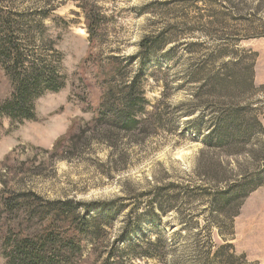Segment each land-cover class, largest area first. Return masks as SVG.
<instances>
[{
	"label": "rangeland",
	"instance_id": "obj_1",
	"mask_svg": "<svg viewBox=\"0 0 264 264\" xmlns=\"http://www.w3.org/2000/svg\"><path fill=\"white\" fill-rule=\"evenodd\" d=\"M4 1L21 12L26 7L40 9L42 42L33 52L39 62L54 68L59 77L57 82L63 86L57 92L45 91L33 101L34 120L11 119L5 107L13 100L15 88L0 64V205L11 194L34 193L49 202L72 200L103 205L117 201V205L127 206L129 210L139 208L141 214L148 199L145 193L156 186L155 181L199 190L213 185L218 175H224L226 183L244 176L254 181L257 175L264 179V0H230L232 5L226 6L224 0H101L99 4L106 21L102 26L105 36L96 52L104 61L113 56L135 58L142 39L163 30L179 34L185 45L203 40L210 49L233 37H258L243 41L236 49L238 57L248 63L253 61V55L257 57L255 90L241 102L250 105L242 113L241 121L251 134L243 142L241 152L231 155L212 150L205 146L203 137L183 135L174 127L140 140L112 132L111 142L105 133L99 135L88 129L93 109L100 101L101 88L87 72L91 89L82 104L79 95L84 92V84L80 74L84 73L80 70L89 50L82 12L73 0ZM216 19L224 20L223 30L214 27L209 39L201 36L202 32L190 30L202 29L201 22ZM176 22L177 27L168 29ZM190 60V55L184 53L171 66L167 79L170 88L166 105L182 109V114L193 109L194 94L199 87L185 79ZM170 64L162 54L147 62L148 80L144 86L148 103L155 105L162 99L166 85L163 74ZM133 65L132 71L137 72L141 62L136 60ZM159 66L161 73L157 72ZM153 73L160 81L151 80L149 75ZM242 80L241 76L239 81ZM194 113V116H182L181 126L189 129L201 125L209 129L218 121L216 110L211 107L199 106ZM256 119L262 123V131L255 128ZM74 122L80 125L76 133L79 136H75L78 148L67 153L68 143L61 153L53 155L55 142L67 134ZM168 195L172 197L173 191ZM121 198L125 199L118 201ZM202 199L196 196L193 203H188L184 198L173 204L159 223L145 219L142 233L155 236V229L165 231L168 264H174L176 259L190 264L197 241L211 240L215 253L225 244L223 234L234 246L233 264H264V183L250 193L239 214L230 220L218 217L215 208ZM124 215L120 214L118 219ZM121 221L111 233V240L120 234ZM0 264H6L1 250Z\"/></svg>",
	"mask_w": 264,
	"mask_h": 264
},
{
	"label": "trees",
	"instance_id": "obj_2",
	"mask_svg": "<svg viewBox=\"0 0 264 264\" xmlns=\"http://www.w3.org/2000/svg\"><path fill=\"white\" fill-rule=\"evenodd\" d=\"M73 1L82 12L89 36L88 54L80 70L84 77L79 73L84 84V92L79 95L82 104L86 102V92L91 89L87 72L101 88L100 101L93 109L94 116L87 125L88 129L99 135L105 133L108 142H111L112 132L128 139L140 140L168 132V128L174 127L183 135L190 133L203 137L205 146L212 150L230 155L241 152L243 142L251 134L241 121L242 113L250 105H242L241 102L255 90L257 56L253 55V61L248 63L238 57L236 49L243 41L258 37H233L212 45L210 49L203 40L185 45L178 38L179 34L163 30L143 38L135 58L113 56L104 61L96 52L105 36L102 26L106 15L99 5L101 0ZM224 1L225 6L232 5L230 0ZM222 8L225 9L223 5ZM40 16V9L26 7L21 12L0 0V64L15 88L13 100L8 102L5 109L6 114L14 120H34L33 101L45 91L57 92L63 86L57 82L59 77L54 68L39 62L33 52V48L39 47L42 42L39 35L42 33ZM177 24L169 25L168 29L177 27ZM201 24L202 29L192 27L190 30H197L198 34L202 32L201 36L209 39V32L214 27L223 30L224 20L216 19ZM184 53L191 57L185 79L199 87L194 94L193 109L182 114V109H171L166 105V100L170 88L167 82L169 71L184 57ZM161 54L172 64L163 74L166 80L164 95L152 105L146 99V66L153 56ZM136 60L141 62V67L134 72L132 68ZM157 72H162L161 66ZM241 76L243 80L240 82ZM149 77L160 81L155 73ZM127 78H131L130 81ZM165 105L167 108L163 109ZM147 106L151 109H147ZM199 106L215 109L218 121L209 129L201 125L189 129L181 126L184 125L182 116L196 115L194 112ZM253 123L257 130H263L258 119ZM79 128V123L74 122L67 134L55 142L52 154L61 153L68 143L70 148L67 153H73L78 148L75 136H79L76 134ZM205 132L208 135L205 136ZM258 177H254L257 181L244 176L235 182L226 183L227 178L218 175L213 185L199 190L155 181L156 186L145 193L148 199L141 214L139 208L129 210L127 206L117 205V201L103 205L72 200L49 202L34 193L11 194L0 205V250L6 264H168L169 247L165 231L155 229V236L142 233L145 219L154 224L159 223L173 204H179L184 198L188 203H193L196 196L203 198V203L209 202L218 217L233 219L250 193L264 183V179ZM171 190L173 196L169 197ZM124 212H127L126 215ZM122 213L124 217L118 219ZM120 220V234L111 240V233ZM222 238L225 244L215 253L211 240L207 243L197 241L189 263L233 264L231 260L234 254L231 251L234 246L228 243L226 235L223 234ZM174 264H182V261L176 259Z\"/></svg>",
	"mask_w": 264,
	"mask_h": 264
}]
</instances>
